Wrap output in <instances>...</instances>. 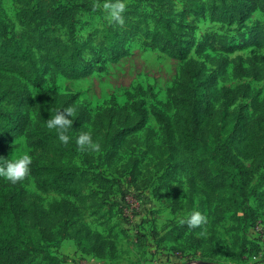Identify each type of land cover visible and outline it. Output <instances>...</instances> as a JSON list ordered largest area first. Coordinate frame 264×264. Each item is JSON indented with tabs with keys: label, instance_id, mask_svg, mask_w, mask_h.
Returning a JSON list of instances; mask_svg holds the SVG:
<instances>
[{
	"label": "rangeland",
	"instance_id": "obj_1",
	"mask_svg": "<svg viewBox=\"0 0 264 264\" xmlns=\"http://www.w3.org/2000/svg\"><path fill=\"white\" fill-rule=\"evenodd\" d=\"M200 1L201 11L183 18L182 0H122L125 11L169 19L180 27L178 33L192 43L188 57L196 61L206 78L209 105L228 116L217 133H196L201 171L211 182L213 199L208 201L204 195L191 192L184 172L173 159V149L162 143V133L177 112L182 63L168 50L146 49L133 39L121 55L94 63L82 77L64 73L52 81L47 74L40 87L29 86L33 103L41 92H48L59 105L74 108L70 128L78 156L74 165L83 174L85 198L83 204L75 202L66 209L64 217L51 226L40 220L31 223L28 235L38 237V244L57 260L48 262L43 255H35V264H89L85 257L90 253L102 258L99 264H145L148 260L163 264L160 256L167 264H264V259L253 258L257 250L250 234L254 222L264 225V186L260 182L264 141L249 160L240 159L235 152L242 129L251 128L264 115V78L234 73L237 63L247 69L250 60L264 57V1L262 11L249 10L247 0H238L235 15L226 16L220 9L215 19L209 17L214 4ZM110 2L115 0H0L3 36H18L25 27L38 32L51 28L65 43L85 42L89 34L113 22L104 8ZM79 4L83 7L67 28L50 25L44 17L36 19L29 13L39 5L55 9ZM205 36L213 38L212 44L198 54L196 47ZM255 65L264 70L262 60ZM245 86L258 93L263 103L260 110L253 108ZM26 113L27 123L16 129L11 147L5 155L0 151V158L23 152L31 156L30 174L17 184L31 202L48 208L60 197L42 193L35 181L34 171L41 165L31 147L37 118L32 109ZM77 118L96 122L102 136V142H96L98 151L80 150L76 143L80 128L90 131L91 126L80 121L77 130ZM84 153L91 161L83 159ZM230 157L245 166L257 160L259 171L248 181L238 175L231 177L222 165ZM124 191L140 192L148 204L144 216L137 220V233L124 228L116 206ZM194 211L205 215L207 223L190 228L184 221ZM47 233L52 234L51 239ZM140 236H154L153 253L147 252Z\"/></svg>",
	"mask_w": 264,
	"mask_h": 264
},
{
	"label": "trees",
	"instance_id": "obj_2",
	"mask_svg": "<svg viewBox=\"0 0 264 264\" xmlns=\"http://www.w3.org/2000/svg\"><path fill=\"white\" fill-rule=\"evenodd\" d=\"M182 1L183 18L193 13L197 14L202 9L200 0ZM247 1L249 10L263 11L264 0ZM208 2L214 4L210 7V19H215L220 9H223L226 16L236 13L238 0ZM82 5L55 9H51L49 5H39L29 13L36 19L44 17L50 25H62L67 28L72 25ZM90 9L91 7L86 8ZM122 16L123 24L113 21L107 28L89 34L85 42L65 43L51 28L38 32L25 27L18 36L4 37L5 23L0 15V151L6 154L16 135V129L23 128L28 121L26 111L32 109L36 114L37 127L31 137V147L41 163L34 171V178L42 193H54L60 197L59 201L52 203L48 208H43L31 202L17 183L4 181L3 177H0V264H35L33 261L35 255H43L45 261L56 262L55 257L38 244V237L31 238L28 235L27 229L35 220H40L45 226H51L64 217L66 209L74 207L75 202L83 204L85 199L83 174L79 173L74 165V160L78 156L71 129L67 133L70 137L69 142L62 143L56 130L47 127V120L66 107L51 99L48 92H41L37 101L33 103L29 100V86L40 87L47 74L52 81L64 73L75 78L82 77L92 69L94 63L107 57L121 55L122 50L133 39L139 40L140 45L146 49L168 50L181 61V95L175 99L177 112L162 133V143L173 149V159L184 172L187 187L191 192L204 195L208 201L213 199L214 189L201 171L196 133L204 135L217 133L219 124L228 116H222L214 111L208 103L206 78L197 68L196 61L188 57L192 43L184 40L178 33L180 27L169 19L164 20L149 14L141 15L135 11H125ZM256 26L262 30L261 26L258 24ZM212 39L211 36L203 37L196 47V52L201 54L205 51L212 44ZM258 60L264 62V57L250 60L247 69H243L240 63H237L234 68L235 75L264 78V70L255 65ZM244 88L252 97L253 108L260 110L263 103L259 101L258 93H253L247 86ZM79 119L74 120L76 129L79 130L80 121H87L91 130L80 128V131L90 132L95 142H102L96 122ZM38 126L41 127L40 132L37 131ZM263 141L264 115L251 128L242 129L241 139L235 147L236 155L243 160L253 158L259 152ZM82 155L83 159L91 161L89 154ZM262 161L260 182L264 186V157ZM222 165L224 171L231 177L238 175L243 181L250 180L260 168L257 160L245 166L232 157L228 163L224 161ZM118 212L120 214L119 209ZM45 235L51 239L52 234ZM139 240L143 244V236H140ZM90 254L102 259L93 253Z\"/></svg>",
	"mask_w": 264,
	"mask_h": 264
},
{
	"label": "clouds",
	"instance_id": "obj_3",
	"mask_svg": "<svg viewBox=\"0 0 264 264\" xmlns=\"http://www.w3.org/2000/svg\"><path fill=\"white\" fill-rule=\"evenodd\" d=\"M104 8L109 11V15L113 21L123 24L124 18L122 13L125 11V4L122 0L105 3ZM73 112L74 108L69 106L58 111L53 118L47 120V127L56 130L58 138L62 143H67L70 140L67 133L69 129L72 128ZM76 143L82 152L90 149L98 151L100 148V145L93 140L90 132L81 133L79 137H77ZM31 162L32 158L27 152L17 153L7 159L0 158V177H4L11 183L22 181L30 174ZM184 222L187 223L190 228H197L207 223V217L199 211H194Z\"/></svg>",
	"mask_w": 264,
	"mask_h": 264
},
{
	"label": "built area",
	"instance_id": "obj_4",
	"mask_svg": "<svg viewBox=\"0 0 264 264\" xmlns=\"http://www.w3.org/2000/svg\"><path fill=\"white\" fill-rule=\"evenodd\" d=\"M117 206L124 228L132 232L136 229L134 233H137L139 230L137 225L140 222H136L141 218L144 206L142 194L136 191H124L117 201ZM250 234L252 235V240L257 250L256 253L253 254V258L264 259V225L260 222H256L251 227ZM85 258H87L86 260L89 264H99V259L93 256H87ZM81 264H84V262Z\"/></svg>",
	"mask_w": 264,
	"mask_h": 264
},
{
	"label": "crops",
	"instance_id": "obj_5",
	"mask_svg": "<svg viewBox=\"0 0 264 264\" xmlns=\"http://www.w3.org/2000/svg\"><path fill=\"white\" fill-rule=\"evenodd\" d=\"M143 209L146 211L147 209H148V204L146 203V201H144V206H143ZM141 216H144V214L142 213V215ZM136 223H138V222H136ZM145 243L147 244V248H145L146 250H147V252L149 253L150 251H152V252H150L149 254H151V253H153L154 252V249H155V246H154V241H155V238H154V236H147L145 239ZM160 260L163 262L164 261V263L163 264H167V263H165L166 261H165V258H164V256H160ZM145 264H153L151 261H147V262H145Z\"/></svg>",
	"mask_w": 264,
	"mask_h": 264
}]
</instances>
